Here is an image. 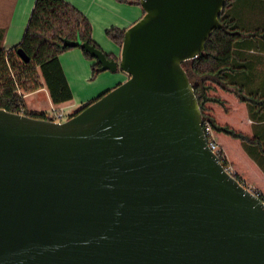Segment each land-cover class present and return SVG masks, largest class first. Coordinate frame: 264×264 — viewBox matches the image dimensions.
<instances>
[{
	"label": "water",
	"instance_id": "95a60500",
	"mask_svg": "<svg viewBox=\"0 0 264 264\" xmlns=\"http://www.w3.org/2000/svg\"><path fill=\"white\" fill-rule=\"evenodd\" d=\"M226 4L141 0L119 60L79 43L125 82L65 121L0 108V264H264V201L208 146L183 66Z\"/></svg>",
	"mask_w": 264,
	"mask_h": 264
},
{
	"label": "trees",
	"instance_id": "16d2710c",
	"mask_svg": "<svg viewBox=\"0 0 264 264\" xmlns=\"http://www.w3.org/2000/svg\"><path fill=\"white\" fill-rule=\"evenodd\" d=\"M121 1L140 4L139 0ZM220 21L223 26L211 34L205 51L185 61L183 66L193 83L205 124H211L216 132L239 139L249 156L263 166L261 140H256V135L220 124L207 104L216 103L227 109L225 100L214 93L217 87L232 88L239 100L247 104L250 119L264 121V79H259L263 75L259 71L260 63L264 61V0H227ZM124 33L125 30L115 28L108 35L122 48ZM4 36L5 31L0 30V108L54 120L50 113L30 111L25 95L46 86L55 104L73 99L60 55L72 48H81L80 42L99 47L93 39L89 20L65 0H36L22 42L6 52L2 48ZM18 48L24 49L29 62L20 57ZM81 49L93 60V76H96L99 62ZM107 56L119 60L114 54L107 53ZM80 111L71 113L69 118Z\"/></svg>",
	"mask_w": 264,
	"mask_h": 264
},
{
	"label": "crops",
	"instance_id": "0c3cea01",
	"mask_svg": "<svg viewBox=\"0 0 264 264\" xmlns=\"http://www.w3.org/2000/svg\"><path fill=\"white\" fill-rule=\"evenodd\" d=\"M72 5H74L78 10H80L89 20L92 30L93 39L99 45V47L106 53L114 54L120 58L121 48L109 38L108 32L112 29L118 28L127 30L129 27L134 25L144 16V10L142 6L138 3H130L121 0H65ZM36 0H0V30L5 31V36L2 41V48L6 52L11 51L13 48L17 47L23 40L30 17L32 15ZM103 42L111 46L110 49H106ZM76 48V47H75ZM78 66H83L87 70L88 74L91 72L90 62L84 55L83 51L74 48L68 50L67 52L60 55V61L67 76L68 82L70 78L74 76L73 71H68L69 63L65 57ZM119 71V70H118ZM259 71L263 73L259 79H264V61L260 63ZM106 72V71H103ZM110 73L109 79H102L105 73L100 74V81L104 83L100 95L115 88L112 84H121L125 82L128 78L120 81L123 77L122 74H116V72H106ZM260 73V74H261ZM93 75V74H92ZM88 75V78H90ZM70 84V83H69ZM100 85L97 84L96 88ZM71 87V85H70ZM43 87L41 89H45ZM48 89V88H47ZM72 89V87H71ZM100 89V90H102ZM37 91V90H36ZM36 91L27 93L25 95L27 107L29 108L28 98ZM49 91V90H48ZM73 91V90H72ZM100 92V91H99ZM50 95V93H49ZM219 95L226 102L225 109L223 106L216 103H211L210 113L216 118V120L222 125H229L238 131H242L245 134L254 136L256 140H261L264 146V121L263 122H253L249 116V108L246 103L241 102L234 92V89H220ZM95 97L94 99L98 98ZM51 98V97H50ZM93 99V100H94ZM92 100V101H93ZM75 94L73 92V99L63 103L55 104L51 103L52 109L63 113L65 106L68 107L70 104L75 106L74 102ZM82 102V98L78 100ZM91 102V101H89ZM87 103L82 102L84 106ZM76 103V102H75ZM78 104V103H77ZM80 104V103H79ZM59 107L55 108L54 106ZM37 106V105H36ZM63 108V109H62ZM81 109V107L79 108ZM78 109V110H79ZM32 111V110H30ZM35 112H46L36 111ZM77 110L73 111L76 112ZM73 112H70L73 113ZM218 139L225 153L227 154L230 162L236 167L237 173L250 185L255 187L264 193V163L263 166L257 163L244 149L241 141L236 143V148L231 146V141L228 138L229 135L225 133H218ZM258 137V138H257Z\"/></svg>",
	"mask_w": 264,
	"mask_h": 264
},
{
	"label": "rangeland",
	"instance_id": "374dc122",
	"mask_svg": "<svg viewBox=\"0 0 264 264\" xmlns=\"http://www.w3.org/2000/svg\"><path fill=\"white\" fill-rule=\"evenodd\" d=\"M103 45H104V47L106 49H110V47H111L109 45V43L106 44V43L103 42ZM75 49L83 51L79 47L74 48V50ZM65 52H67V51H65ZM65 58L67 59V61L69 63L68 71H73L74 72V76L72 78H70L71 80H70L69 83H70V85L72 87V90H73V92L75 94V99H76V101H75L76 103L74 102L75 106H72L71 104L68 107L65 106V109L63 111L64 117L60 118L57 114H53V112H52V110H53L52 109L53 107H51L52 100L50 98L49 91H48L47 88L37 90L36 93H34V95H32V96H30L28 98V103L30 105L29 106L30 110H32V111L33 110H36V111H44V110H46V111L52 113V116L54 117V120H56V121H65V120H67L69 118V116H70V112L78 110L80 107L83 106L82 102L87 103L89 101H92L95 97H98V95L101 92L104 91V89H102V87L104 86V83H102L100 81V79H99L100 78L99 76H101L100 74L105 73V75L102 76V79H109L110 78V76H109L110 73H106V72H109V71L98 72L96 76H93L92 75L93 74L92 67H91V72H90L91 76H89L90 78H88V75H90V74H88L87 70H85V68L83 66H78L77 63H74V62L70 61L68 59L69 57H67V56ZM87 60L90 62V65H91V61L93 62V60H90L88 58H87ZM116 74H122L123 75L122 79L120 80L121 82L123 80H125L126 78H128V74L125 73L122 70L117 71ZM41 81H43V78H41ZM99 83H100V85L98 86V88H96L97 84H99ZM112 85L116 86L118 84H112ZM100 89H102V90H100ZM220 89H221L220 87H217L216 92L214 94L220 96L219 95ZM81 98H82V102L81 101L79 102L78 100H80ZM210 104L211 103H208L207 106L209 107ZM54 107L55 108H59V107H56V106H54ZM56 112L60 113L58 111H56ZM218 133L219 132H215L216 139H217L220 147L222 148L221 143H220V141L218 139V135H217ZM228 138L231 141V146L236 148V143L240 142L239 139H235V138H233L231 136H229ZM234 168L236 169L235 166H234Z\"/></svg>",
	"mask_w": 264,
	"mask_h": 264
},
{
	"label": "built area",
	"instance_id": "2783aa9c",
	"mask_svg": "<svg viewBox=\"0 0 264 264\" xmlns=\"http://www.w3.org/2000/svg\"><path fill=\"white\" fill-rule=\"evenodd\" d=\"M141 1V0H139ZM53 114H57L60 118L64 117L63 113H57L56 110H52ZM52 115V113H50ZM204 126V132L206 135V140H207V144L208 146L213 150V152L218 156L220 162L223 164V166L225 167V170L232 176H234L235 178H237L239 180V182L247 189H249L250 191H252L256 196L260 197L263 201H264V193L261 192L260 190L256 189L255 187H253L252 185H250L248 182H246L236 171V169L234 168V166L232 165V162H230L227 154L225 153V151L223 150V148L220 147L217 139H216V135H215V130L213 129V127L211 126V124L204 122L203 124Z\"/></svg>",
	"mask_w": 264,
	"mask_h": 264
},
{
	"label": "flooded vegetation",
	"instance_id": "af4514ba",
	"mask_svg": "<svg viewBox=\"0 0 264 264\" xmlns=\"http://www.w3.org/2000/svg\"><path fill=\"white\" fill-rule=\"evenodd\" d=\"M81 108H83V106Z\"/></svg>",
	"mask_w": 264,
	"mask_h": 264
}]
</instances>
